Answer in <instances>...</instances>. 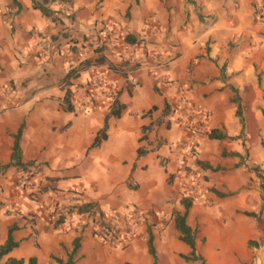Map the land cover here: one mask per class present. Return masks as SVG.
<instances>
[{
  "label": "crops",
  "instance_id": "crops-1",
  "mask_svg": "<svg viewBox=\"0 0 264 264\" xmlns=\"http://www.w3.org/2000/svg\"><path fill=\"white\" fill-rule=\"evenodd\" d=\"M16 1L20 9L12 0H0V245L11 227L19 243L7 257L57 264L53 258L65 261L79 238L74 264H109L92 259L104 245L127 246L114 264H154L148 248L138 246L142 230L110 243L97 235L98 214L56 225L44 204L76 191L81 204H96L112 224L137 210L139 216L146 213L136 187L164 188L170 176L178 181L194 170L210 188L206 202H194L186 213L187 225L196 231V254L205 264H264V192L254 171L264 167V122L261 111H243L249 93L253 105L264 108V36L253 17L260 0H63L50 5L57 12L55 22L31 0ZM103 28L117 44L110 61L126 64L129 58L131 63L122 67L126 78L103 65L69 81L70 87L85 84L103 73L118 92L120 115L108 117L106 139L90 148L109 102L101 100L93 110L64 111V79L94 58L88 50L73 55V47L85 46ZM180 98L202 116L195 131L173 112ZM166 106L171 112L164 115ZM21 125V162H34L37 181L54 180L39 200L19 187L23 171L11 165ZM213 131L222 138H211Z\"/></svg>",
  "mask_w": 264,
  "mask_h": 264
},
{
  "label": "rangeland",
  "instance_id": "rangeland-1",
  "mask_svg": "<svg viewBox=\"0 0 264 264\" xmlns=\"http://www.w3.org/2000/svg\"><path fill=\"white\" fill-rule=\"evenodd\" d=\"M254 21L256 23H260L261 25V35L264 36V0H260V2H256L255 8H254ZM87 44L85 45V47ZM88 50V49H85ZM90 51V50H88ZM99 56L94 55V58H97ZM106 59V58H105ZM108 63L106 64L107 68L110 69L108 64H112L113 66H119L117 69L121 72L125 71L122 67L126 66V64H114L109 59H106ZM94 75V74H93ZM91 78V76L89 77ZM258 81H260V78L258 76ZM88 82V81H87ZM73 85H77L74 83ZM249 96V99L247 100V105L245 108H243V111H246V114L253 115V113L261 111V117L263 118L264 122V108L261 109L259 106L253 105V94L249 93L247 94V98ZM264 99V96H263ZM78 108L79 106L76 105ZM78 109L81 110L79 107ZM102 111H105L103 109ZM109 112V108H108ZM261 138V150L264 153V134L260 136ZM257 142V138L255 139ZM191 153L195 151L194 147H191ZM244 153V157L248 159V152ZM264 166V165H263ZM261 171H264V167L260 169ZM80 173L77 172L76 175H79ZM83 175V176H82ZM81 176L86 177L87 174L83 173ZM171 177V176H170ZM167 178V184L164 188L159 189H139V187L133 189V191L136 192L138 197L145 203V210L146 213L139 216L140 210H137L135 213L136 215L133 217L127 216L123 219H117L114 220L112 223L113 225L116 223H120L119 226V233L120 237H127L125 235V232L123 230H126L125 228L129 225L133 227V234L138 232L137 230H142V238L140 239V245L144 246L145 248H148V239L149 235L152 236V242L153 246L155 248L156 253V264H200V262H187L185 261L181 256H185L188 254V250L183 251L181 245H184L179 240V233L174 227V217L175 213L177 211H180V213H183L184 207L182 205V200L185 198H188L187 196H192V204L194 202L199 203H205L207 200V196L210 194V188L206 186L205 177L202 176L197 171H191L183 173L181 176H179L178 181H175L173 177ZM260 180V179H258ZM170 181V182H169ZM85 182V181H83ZM87 183V182H85ZM260 184V182H259ZM176 187H173V186ZM133 188V187H132ZM264 201V197H263ZM179 213V212H178ZM131 220L133 223H131ZM201 248H204L206 246L207 240L206 238H202L201 240ZM114 243V242H110ZM115 244V243H114ZM102 245H104L102 243ZM127 248L124 246H109L104 245V247L101 248V251L97 252L93 260H99L102 262H107L109 264H113L116 262H119L118 258L124 254L122 251L123 249ZM138 251L137 248L134 250V252ZM138 256V255H137ZM140 256V255H139Z\"/></svg>",
  "mask_w": 264,
  "mask_h": 264
},
{
  "label": "trees",
  "instance_id": "trees-1",
  "mask_svg": "<svg viewBox=\"0 0 264 264\" xmlns=\"http://www.w3.org/2000/svg\"><path fill=\"white\" fill-rule=\"evenodd\" d=\"M12 1H13V5L17 6L20 9L18 2L16 0H12ZM31 1L33 3V8L39 10L41 12V14L44 17H46L48 20L55 22L58 19L56 16L57 12H54L53 10L50 9V5L53 3L54 0H31ZM57 1L59 2V1H63V0H57ZM135 1L138 2L139 0H135ZM126 41L130 42V43H134L131 39L128 38V36L126 37ZM106 64H107V61L102 56L97 57V58H92V59H85L81 63H79L77 67L71 69L68 72V74L66 75V77L64 79V82L66 83V85H68V88L65 91V96H64V99L62 102V106H63L64 111H66V112H74L75 111V106L73 105V103L71 101V92H70V88H69L70 82L69 81L71 79L78 78L79 74L82 71H85L91 67H100V66H103ZM108 65L110 66L109 68L112 72L120 73L124 78L127 77V72H124L122 70L120 72L117 70L119 68V66H113L112 64H108ZM234 92H235V97L233 99V103H235V105L237 106L236 116L239 119H241L240 101H239V98L237 96L236 91H234ZM166 109H167V111L164 115H167L171 112V110L168 108V106H166ZM120 112H121V105L118 101V92H117L116 97H115L114 101L112 102V104L109 108L108 115L105 118L104 126L99 131L97 136L95 137V140L92 143L90 148L98 147L101 144V142L106 139V133L105 132L107 129L108 117H111V116L112 117H119ZM22 129H23V126L21 125L17 134L14 137L15 142H14V146H13V152L11 155V165H13L17 169H20L23 171L22 176L20 178L28 177V179L30 180V178L32 179V177H33L31 169L34 165V162H31L28 164H23L21 162L20 138H21ZM210 137L216 138V139L222 138V136L217 135V132H215V131H213L210 134ZM231 156H236V157H239L240 159H242V156H240L239 154H236V153H231ZM196 164L200 169L206 168V166L200 162H196ZM254 171L256 172L258 178L262 182V180L264 179L262 171L258 170L257 168H255ZM52 181H54V180L46 179L45 183H40L41 186H40V190L38 193L39 196L36 197V200H39L40 196H42V194H44L48 190H52V186H51ZM261 187H262L263 192H264V184H261ZM71 192H73V191H71ZM28 196L32 200L35 199L34 198L35 195L32 193H28ZM192 200H193L192 197H188V198H185L184 200H182V205L184 207L185 212L183 214H180V213L175 214L174 226H175V229L177 230V232L179 233V240L182 243H184L185 245H187L191 250L187 256L182 255L181 257L187 262L199 261L201 264H205L204 259L201 256L197 255L195 252V234H196V231L193 230L192 228H190L186 223V213L192 205ZM95 214H98V216H99V227H100V229H99V232H97V235L101 236L104 241H108V242L118 241L119 237L115 232V229L113 227L114 225L106 223L103 220V214L97 209L96 204L84 203V204H80L77 208V215L78 216L95 215ZM245 215L259 219V216L256 214H245ZM62 224H63V222L59 221L56 225H62ZM14 230H15V227H11L9 229L7 240L4 242V244L0 245V264H40L37 261V259L34 257L29 258L27 261L7 257L9 255V253L13 249L17 248L19 245V243L17 241H15L12 237V232ZM152 240H153L152 236L149 235L148 251H149V254L154 259V264H156V253H155V248L153 246ZM255 245H257V243ZM79 247H80V240H79V238H76L73 242V249L71 252H69L67 254V258L65 261L57 259V258H53V260L57 264H74L75 263V256H76V253H77ZM126 264H128V263H126Z\"/></svg>",
  "mask_w": 264,
  "mask_h": 264
},
{
  "label": "built area",
  "instance_id": "built-area-1",
  "mask_svg": "<svg viewBox=\"0 0 264 264\" xmlns=\"http://www.w3.org/2000/svg\"><path fill=\"white\" fill-rule=\"evenodd\" d=\"M57 0H54L53 3H57ZM52 3V4H53ZM116 40L111 30L108 28H103L100 33L95 34L88 38L87 46H76L73 47L72 53L77 57H81L84 53L85 49L90 50L94 53V55L102 56L106 59H111L114 56L116 51ZM125 61V60H124ZM126 64L131 63V59L127 58L125 61ZM130 84L132 86L136 85V80L134 78L129 79ZM71 92V101L73 105L76 107L78 105L82 109H94L99 106L98 102L101 100H107L109 102V107L116 97V91L114 90V86L110 84L107 75L103 73H98L94 75L88 82L85 84H77L70 87ZM8 96L11 98V94L8 93ZM100 99V100H99ZM103 102V101H102ZM176 105V106H175ZM173 112L177 113L178 116L182 118H187V124L191 131H195V123L200 120L198 118L202 117L200 114L196 113L194 109L188 106L185 98H180L176 102ZM162 164L165 165V161H161ZM31 172L33 174L32 179H28V177L19 179V187L27 191V193H32L36 197L39 196L40 183H43L41 180L37 181L34 179L37 175V167L33 165ZM264 184V179L261 182ZM192 197V196H187ZM193 198V197H192ZM31 199V198H30ZM82 203L81 195L79 192L73 191L66 194L63 198L58 201L49 202L46 205L44 204V209L48 215L51 217V221L54 224H57L59 221H62L63 224L70 220L72 217H80L77 215V208ZM132 216H130L131 218ZM132 219V218H131ZM131 221V220H129ZM131 223H133L131 221ZM120 223L114 224V229L116 234L119 233V225ZM100 229V227H99ZM99 229L97 232H99ZM123 230L125 235L128 237L133 234V227L128 224V226ZM102 238L101 236H98Z\"/></svg>",
  "mask_w": 264,
  "mask_h": 264
}]
</instances>
